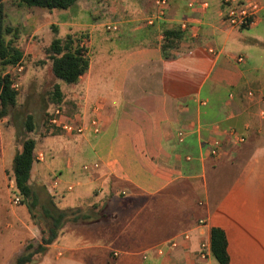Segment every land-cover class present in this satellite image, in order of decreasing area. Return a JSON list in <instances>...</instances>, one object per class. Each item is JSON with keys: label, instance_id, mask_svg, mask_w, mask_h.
Instances as JSON below:
<instances>
[{"label": "crops", "instance_id": "0c3cea01", "mask_svg": "<svg viewBox=\"0 0 264 264\" xmlns=\"http://www.w3.org/2000/svg\"><path fill=\"white\" fill-rule=\"evenodd\" d=\"M84 1L68 25L87 31L89 67L74 84L59 80V107L68 121L84 124L97 110L101 131L50 136L38 147L45 161L31 170L30 181L43 184L35 194L81 217H64L37 264H199L212 227L225 231L229 264H264V0L256 24L240 36L225 31L220 0H169L164 28L141 22L154 0H90L92 8L109 6L110 22L87 16ZM191 1L209 6L191 8ZM180 21L189 23L185 37L164 52V31ZM107 22L118 30L106 32ZM193 29L195 39L188 36ZM236 54L246 60L235 62ZM231 129L245 141L235 142ZM212 137L222 144L218 157L209 154ZM14 139L13 127L0 126L1 178ZM54 173L60 186L51 193ZM15 195L1 198L0 209ZM29 244L7 252L6 262ZM208 264L220 263L212 254Z\"/></svg>", "mask_w": 264, "mask_h": 264}, {"label": "rangeland", "instance_id": "374dc122", "mask_svg": "<svg viewBox=\"0 0 264 264\" xmlns=\"http://www.w3.org/2000/svg\"><path fill=\"white\" fill-rule=\"evenodd\" d=\"M89 1L90 0L84 1L83 5L84 13L87 16H93L95 13L100 19H105V21L110 22L114 20L111 17L113 12L108 10L109 6L101 5L99 7L92 8L89 5ZM76 3L68 9H48L45 7H29L26 5H20L11 0H5V26L11 29L10 33L6 35V39L8 41H12L13 45L23 52V59L17 65L1 64L0 60V72L3 74H11L14 84H16L15 88L18 92L16 105L7 108L8 115L5 116L6 120H1L0 116V126L3 127L4 131L7 127L11 126L14 128L15 133L14 145L11 149V152L13 153L10 154V158L8 159L5 176H3L4 178H1L2 173L0 170V200L1 198H4L7 202V197H12L14 191L16 193L17 187L13 174V160L15 154L22 149V137L24 136L35 140V161L43 162L45 160L40 161L36 157L37 153L40 151L38 150V147L42 146L47 137H56L60 134H66L50 122L52 112L56 108H60V103L56 100L55 87L56 85H61L59 84L60 81L52 72V53L49 52V47L55 38H63L65 37L64 34L66 32H70L74 38L73 48L75 49L76 47H79L84 50H88V47H83L81 45L86 42L85 37L87 34L85 33L87 31L80 29V27L68 25V23H73L72 21H75L74 17L76 16L77 10ZM107 3L108 2L106 1L104 2V4ZM169 4L170 2L168 0L166 15L163 18H158L153 24H148L147 20L155 16L154 13L156 7L154 0L153 8L150 6H146L144 8L146 13L149 10L150 12L147 13L146 16H143L141 21L142 24L148 28L156 26V24L159 26L161 25V27L164 28L162 24L169 16L171 17L168 13L170 8ZM152 10L154 12H152ZM116 14H123V8H121L120 12H116ZM79 21L81 22L78 24L84 23L82 22V19ZM108 22L106 25H103V28H106V32L110 31L108 29V24L110 23ZM181 22L182 21H180V24ZM180 24L176 25L174 28L185 32L186 30H182ZM165 27L167 28L168 26ZM248 29L249 28H227L225 31L234 30L238 33V36H240V34L247 32ZM194 30L195 29L190 30L191 33H188L189 37L194 38L196 36L197 32ZM238 55L240 54H236L232 58L237 63H239L237 60ZM65 83H62L64 90L71 88L70 85L65 86ZM30 116H33L35 120L34 130L27 131L24 129L22 130L23 135H20L18 128L22 126L26 119ZM54 179L61 178L57 173L51 174L50 180L47 183V189L49 190V188H52V191L49 190L51 193H55L60 186L59 184L57 188H53ZM11 184L14 185V188L13 186L11 187ZM31 184L33 187L43 185L41 182L36 180L31 182ZM68 186L69 185L66 187L67 191L74 190V187L69 190ZM41 197L43 198L42 194L39 193V200L42 201ZM8 200L9 207L3 204L0 209V264L17 263V259L19 257L18 255L12 260L6 262V254L19 244H26L27 242H30L32 246L31 249L20 246V248L23 249L21 255L25 252L33 251L41 241L43 236V227L47 226L43 222L41 203L35 207L34 211L30 205L27 206V203L26 207H23L24 203L15 204L11 201V198ZM13 210L16 212H13ZM29 213L36 215L30 216ZM15 217L19 219L16 220ZM8 224H11L12 227H9ZM39 255L40 254L33 257V264H37V257H39Z\"/></svg>", "mask_w": 264, "mask_h": 264}, {"label": "trees", "instance_id": "16d2710c", "mask_svg": "<svg viewBox=\"0 0 264 264\" xmlns=\"http://www.w3.org/2000/svg\"><path fill=\"white\" fill-rule=\"evenodd\" d=\"M20 5L29 7H45L48 9H68L78 0H11ZM221 1V0H220ZM5 0H0V60L1 64L17 65L23 59V52L13 45L12 41L6 39V35L10 33V28L5 26ZM185 32L177 28L164 31V42L162 50L166 52L170 48L177 47L179 40L185 36ZM73 37L68 36L66 39L55 38L50 47L49 52L52 53L51 63L54 76L68 84L78 82L80 77L87 71L89 67V58L85 55L82 48H73ZM14 82L11 74H3L0 72V116L8 115V107L15 106L17 102L18 92L14 88ZM56 100L60 103L63 99L62 91L59 85L55 87ZM19 127V126H18ZM35 120L33 116L26 119L24 124L18 128L21 135L22 130L33 131ZM23 135V134H22ZM22 149L15 154L13 160V174L16 183V194L21 197L22 203L31 206L35 211V207L41 203L39 196L35 194V189L30 182L31 170L35 162L36 142L32 138L22 137ZM51 205L42 204V215L49 219L46 224L47 230L45 236L42 237V243L38 244L33 251H28L20 255L16 264H33V257L36 254L43 253L47 245L51 244L62 227V222L66 215H75V218L81 217L79 210H59L50 199ZM32 216L36 215L31 213ZM85 215L83 214L82 217ZM43 217V218H44ZM211 245L212 252L220 264H229L230 256L227 250V238L225 231L220 227L211 228ZM27 248H32L31 244ZM35 264V263H34Z\"/></svg>", "mask_w": 264, "mask_h": 264}, {"label": "built area", "instance_id": "2783aa9c", "mask_svg": "<svg viewBox=\"0 0 264 264\" xmlns=\"http://www.w3.org/2000/svg\"><path fill=\"white\" fill-rule=\"evenodd\" d=\"M221 19L222 23L228 27V28H250L254 26L257 22V18L263 9V4L260 0H221ZM200 6L202 8H207L209 6L208 2L204 1H191L189 3V7H196ZM155 16L149 18L148 24H153L156 19L163 18L166 15V10L168 7V0H155ZM180 27L182 30L189 29V23L188 21H182L180 24ZM108 29L110 31H116L118 30V24L116 23H110L108 24ZM87 42V41H86ZM86 42L84 44H81L83 47H88V44L86 45ZM84 50V49H83ZM210 52H214L213 49H210ZM84 53L86 56L89 55V47L88 50H84ZM239 63H243L246 60V57L243 54L238 55L237 58ZM14 88L16 87V84L13 85ZM247 96L249 98H253L255 96V92L253 90H249L247 92ZM230 97H233V93L230 94ZM261 101L264 102V94L261 96ZM260 115L264 116V111H260ZM50 122L56 126L57 128H60L64 133L73 135V134H82L87 129H91L92 132L98 134L101 131V122L98 117L97 110L95 111V116L90 120L89 123L84 124L77 121H68L61 108H56L52 112V117L50 118ZM230 135L232 136L233 140L237 143H241L245 141V137L242 134L237 133L234 129L230 130ZM178 140L183 141L184 139V131H179L178 133ZM222 152V144L220 139L217 137H212L209 141V154L212 157H218L220 156ZM37 159L40 161L44 160V154L41 152L37 153ZM188 160L191 159V157L188 155L186 157ZM98 165L95 164V167ZM89 166L85 165L84 169H88ZM60 184L59 179H54L53 181V188H57ZM51 187V186H50ZM73 185L70 184L68 186V189H73ZM49 190L52 191V188H49ZM13 203L20 204L22 203L21 197L17 194L12 199ZM205 221L202 219L199 221V224L205 225ZM189 234H184L185 239H189ZM173 245H177L176 240L173 241ZM212 245H211V235L205 237L201 243L200 248L198 251V260L199 264H208L210 257L212 256Z\"/></svg>", "mask_w": 264, "mask_h": 264}]
</instances>
